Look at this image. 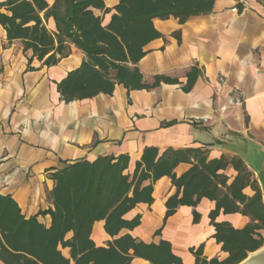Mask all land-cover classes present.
I'll return each mask as SVG.
<instances>
[{
	"label": "crops",
	"instance_id": "0c3cea01",
	"mask_svg": "<svg viewBox=\"0 0 264 264\" xmlns=\"http://www.w3.org/2000/svg\"><path fill=\"white\" fill-rule=\"evenodd\" d=\"M104 1L111 11L94 12L107 26L119 0ZM153 22L163 37L144 47L146 54L137 65L147 83L156 75L179 83L154 89L117 83L111 94L69 102L62 99L58 84L82 64L84 52L70 43L69 55L47 66L25 52L20 40L9 41L0 23V193L11 195L27 217L54 207L51 175L56 170L79 160L128 155L127 172L132 174L147 147H156L159 155L168 149L201 148L209 159L237 156L257 179L264 201V0H215L211 12L192 15L184 23L174 16ZM47 26L56 31L53 18ZM193 65L202 74L185 91L186 72ZM192 165L179 163L175 174L183 175ZM224 172L229 183L237 174L232 167ZM176 193L171 177L158 179L153 203H140L125 215L132 219L140 214L141 224L121 234L129 232L147 243L168 240L185 264L195 263L191 248L202 244L205 257L226 258L209 217L215 201L201 199L195 208L198 222L194 207L186 205L166 219V202ZM244 193L254 191L247 187ZM38 220L47 227L52 222L50 214H40ZM216 221L242 228L251 219L221 211ZM93 238L97 245L111 239L104 221L95 223Z\"/></svg>",
	"mask_w": 264,
	"mask_h": 264
},
{
	"label": "trees",
	"instance_id": "16d2710c",
	"mask_svg": "<svg viewBox=\"0 0 264 264\" xmlns=\"http://www.w3.org/2000/svg\"><path fill=\"white\" fill-rule=\"evenodd\" d=\"M215 0H119L107 26L94 9L110 12L104 0H4L0 1V23L9 41L20 40L24 51H31L47 66L57 64L70 53L73 43L85 54L82 64L68 73L58 89L63 100L92 98L113 93L117 83L128 89H154L162 83L179 80L156 75L144 80L138 62L144 47L163 37L153 19L174 16L184 23L190 16L211 12ZM53 18L56 31L47 22ZM179 38V32H175ZM202 69L193 65L186 72L183 86L190 91ZM128 155L101 156L94 161L79 160L52 173L54 207L38 215L50 214L47 227L38 215L27 217L11 195L0 193V260L4 264H185L172 243L162 239L147 243L123 230L132 231L141 224V215H125L140 203L152 204L153 184L169 176L177 193L166 202V219L179 206L194 207V222L200 220L196 206L202 198L215 201L210 212L214 238L228 253L224 259L203 255L204 245L191 248L194 264H239L250 252L264 245V201L257 179L245 162L222 155L209 159L201 148L168 149L159 155L156 147L144 149L132 174L127 172ZM193 165L177 176L179 163ZM232 167L236 176L224 172ZM149 181L148 184L144 182ZM250 187L253 195L244 193ZM241 213L251 221L242 228L227 221H216L220 212ZM104 221L110 236L105 245H97L93 227Z\"/></svg>",
	"mask_w": 264,
	"mask_h": 264
},
{
	"label": "water",
	"instance_id": "95a60500",
	"mask_svg": "<svg viewBox=\"0 0 264 264\" xmlns=\"http://www.w3.org/2000/svg\"><path fill=\"white\" fill-rule=\"evenodd\" d=\"M239 264H264V245L258 250L250 252Z\"/></svg>",
	"mask_w": 264,
	"mask_h": 264
}]
</instances>
